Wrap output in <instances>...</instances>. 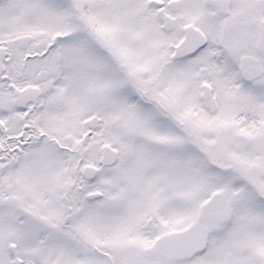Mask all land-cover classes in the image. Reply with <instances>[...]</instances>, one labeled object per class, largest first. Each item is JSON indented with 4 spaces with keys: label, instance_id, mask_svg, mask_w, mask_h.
<instances>
[{
    "label": "snow or ice",
    "instance_id": "1",
    "mask_svg": "<svg viewBox=\"0 0 264 264\" xmlns=\"http://www.w3.org/2000/svg\"><path fill=\"white\" fill-rule=\"evenodd\" d=\"M0 264H264V0H0Z\"/></svg>",
    "mask_w": 264,
    "mask_h": 264
}]
</instances>
